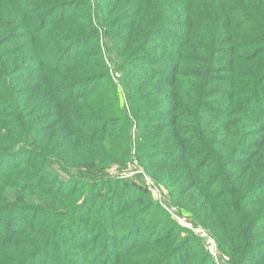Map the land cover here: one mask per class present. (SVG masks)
Returning <instances> with one entry per match:
<instances>
[{"label":"trees","instance_id":"trees-1","mask_svg":"<svg viewBox=\"0 0 264 264\" xmlns=\"http://www.w3.org/2000/svg\"><path fill=\"white\" fill-rule=\"evenodd\" d=\"M133 160L264 264V0H0V264H205Z\"/></svg>","mask_w":264,"mask_h":264},{"label":"rangeland","instance_id":"rangeland-1","mask_svg":"<svg viewBox=\"0 0 264 264\" xmlns=\"http://www.w3.org/2000/svg\"><path fill=\"white\" fill-rule=\"evenodd\" d=\"M99 48L101 50L102 55V65L105 66L103 71H107L108 76L111 81L116 86V90L112 93H107L106 97H114L117 95L121 99V104L123 105L122 96V84L121 73L118 69H116L115 64L116 61H119L117 57H115L114 53H111L109 49H106L105 45V36L99 39ZM90 47V46H87ZM133 152V148L131 153ZM112 164L109 166L111 168V174L115 175L118 168H114ZM126 171L121 172L124 176L127 177H137L140 181H143L148 189L153 194L154 202L160 206V208L167 214L168 218L174 222L177 228H180L181 235H189L192 239H197L199 244L190 243L189 251L192 249L199 247V249L203 250L207 255V261L205 264H231L229 260V256L224 252L223 247H220L218 242L212 236L210 230L205 227L197 218L192 216L191 214L183 211L177 204H174L170 201L165 189L161 185H156L154 180L149 177L146 171L140 166L137 160H133V167L125 173ZM121 174V175H122ZM201 256H197L195 258H188L187 264H193L197 259ZM203 258H205L203 256Z\"/></svg>","mask_w":264,"mask_h":264}]
</instances>
